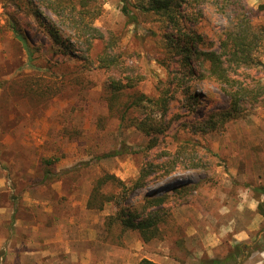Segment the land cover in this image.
I'll use <instances>...</instances> for the list:
<instances>
[{
	"label": "rangeland",
	"instance_id": "374dc122",
	"mask_svg": "<svg viewBox=\"0 0 264 264\" xmlns=\"http://www.w3.org/2000/svg\"><path fill=\"white\" fill-rule=\"evenodd\" d=\"M142 1L127 0L134 23L121 12L122 0L92 2L86 20L105 37L90 42L41 9L56 22L59 45L26 0H0V264H200L223 258L241 243L240 232L249 244L241 243L248 256L238 264L263 256L264 66L237 71L248 89L241 110L206 126L211 116L221 120L230 98L208 77H181L184 61L163 38L173 30L163 16L139 11ZM221 1L181 5L183 23L203 36V49L218 48L232 16ZM243 1L252 25L264 29V0ZM107 43L118 56L111 69L96 59ZM253 55L264 64L263 45ZM110 77L122 84L119 91ZM168 81L164 115L159 107L127 108L138 95L156 99ZM151 112L156 125L138 129ZM149 163L160 166L128 200L139 207L164 196L147 209L156 213L158 235L143 241L122 229L111 202L101 210L87 202L100 176L129 184Z\"/></svg>",
	"mask_w": 264,
	"mask_h": 264
},
{
	"label": "trees",
	"instance_id": "16d2710c",
	"mask_svg": "<svg viewBox=\"0 0 264 264\" xmlns=\"http://www.w3.org/2000/svg\"><path fill=\"white\" fill-rule=\"evenodd\" d=\"M95 0H26L29 11L34 15L35 19L45 29L47 35L56 44L62 45L63 38L57 24L51 18L44 15L46 12L68 25L79 36L88 37L89 42L95 39L103 40L104 33L94 26L91 21L86 20V15L92 12L90 5ZM123 6L121 12L126 16L129 22L136 21L135 15L128 8L127 0H122ZM191 1L198 2L202 0H146L139 3L136 8L144 13H153L163 16L170 25L173 33H164L163 38L168 49L182 57L183 67L181 77L187 81H199L208 77L217 82L223 93L230 98L229 110L220 113L221 120L214 121L212 116L205 120V125L215 127L214 125H223L224 119L235 117L241 110V97L248 93L246 86L240 84L237 71L241 68H252L254 65H262L253 55L258 48L263 45L264 50V29L254 27L251 23V8H249L243 0H223V7L229 5V12L232 16L227 18L228 24L222 32V37L218 39L217 49H203L199 43L204 42V38L196 29L187 28L184 22V15L181 13V5ZM97 17V14L91 16V19ZM25 38L23 37V40ZM183 41V42H182ZM27 45V42H25ZM112 44H105L103 49L97 54V62L100 67L111 69L118 64L117 55L114 54ZM200 67L199 72L196 67ZM182 78H179L180 80ZM111 79V87L115 91H119L122 84H119L113 77ZM168 81L164 88H160L159 96L156 99L145 98L138 95L127 105L132 108L159 107L158 111L164 115L167 105L171 97L170 84ZM253 89V88H252ZM251 90V89H250ZM261 92L256 93L260 95ZM153 111V110H152ZM124 112L121 114V121H124ZM151 113H147L144 119L138 120L135 126L145 131V127L156 125V118ZM155 122V123H154ZM120 153L119 150L112 154ZM46 164L54 162L53 159L44 160ZM163 166H170L168 160L162 162ZM161 163V164H162ZM160 164L149 163L140 168L138 176L129 184L115 177L113 174H104L96 179L92 191L87 202L88 208L103 209L105 203L111 202L115 208V217L119 221L123 230L131 229L139 232L143 241L158 235V227L155 212H148L147 209L152 206L160 205L164 201V196L155 198H146L139 207L128 204L130 194L136 189L144 185L146 177L153 169L158 168ZM173 167V166H172ZM48 174V172L46 173ZM168 172L164 176H168ZM163 176V177H164ZM113 186L118 189V193L111 194L104 188ZM181 187L188 188L190 185L182 184ZM147 211V212H146ZM246 245L236 243L223 258H205L200 264H238L241 257L248 256Z\"/></svg>",
	"mask_w": 264,
	"mask_h": 264
},
{
	"label": "crops",
	"instance_id": "0c3cea01",
	"mask_svg": "<svg viewBox=\"0 0 264 264\" xmlns=\"http://www.w3.org/2000/svg\"><path fill=\"white\" fill-rule=\"evenodd\" d=\"M235 240L237 242H241V243H245V244H249V241L247 240V235L244 232H240L235 236ZM259 254H263V256H260L259 258H257L254 261H246L245 263H241V264H264V247L262 250L259 251ZM218 258V257H217Z\"/></svg>",
	"mask_w": 264,
	"mask_h": 264
},
{
	"label": "bare ground",
	"instance_id": "6f19581e",
	"mask_svg": "<svg viewBox=\"0 0 264 264\" xmlns=\"http://www.w3.org/2000/svg\"><path fill=\"white\" fill-rule=\"evenodd\" d=\"M183 179H187V177L186 176L185 177L183 176Z\"/></svg>",
	"mask_w": 264,
	"mask_h": 264
}]
</instances>
